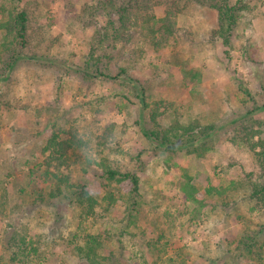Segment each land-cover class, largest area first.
<instances>
[{
    "label": "rangeland",
    "instance_id": "rangeland-1",
    "mask_svg": "<svg viewBox=\"0 0 264 264\" xmlns=\"http://www.w3.org/2000/svg\"><path fill=\"white\" fill-rule=\"evenodd\" d=\"M19 1L31 14L34 30L40 27L58 42L48 53L53 60L21 61L10 72L9 81L0 82L3 262L9 263L20 237L25 236L41 247L43 258L37 264H151L140 243L161 236L162 242L182 251L186 264H248L218 247L226 248L227 242L236 239L238 226L263 222L261 211L250 209L253 203L248 184H235L247 173H259L257 156L261 150L231 144L230 137L222 133L208 138L205 147L195 153L183 150L168 155L162 149L150 148L139 131L140 109L131 85L122 78L88 83L74 74L104 26V17L93 13L99 0ZM242 3L247 7L239 14L228 46H223L221 39L212 41L216 12L189 4L176 19L178 32L169 47L155 52L141 46L143 54L137 61L108 53L113 58L103 71L114 76L116 63L126 67L150 100L172 104L173 112L159 121L164 128L193 123L218 128L241 120L253 105L264 104V0ZM163 10L155 8V16L161 18ZM4 72L0 64V77ZM242 90H247L250 99L246 100ZM63 115L77 120L82 134L107 132L106 153L122 166H129V161L141 153L144 170L139 175V195L147 218L156 222L155 227L143 222L148 232L145 237L125 227L121 209L102 213L96 223L89 220L80 228L82 234L99 235L101 242L93 262L84 260L73 247L79 225L73 206L57 202L31 208L23 205L21 197L27 170L38 162L52 121L58 119L61 124ZM244 120L264 131V111ZM184 176L191 179L196 202L179 189ZM84 178L86 189L100 200L103 191L98 183L91 176ZM260 181L264 182V177ZM206 190L221 193L208 195Z\"/></svg>",
    "mask_w": 264,
    "mask_h": 264
},
{
    "label": "trees",
    "instance_id": "trees-1",
    "mask_svg": "<svg viewBox=\"0 0 264 264\" xmlns=\"http://www.w3.org/2000/svg\"><path fill=\"white\" fill-rule=\"evenodd\" d=\"M189 4L206 6L216 12L217 29L212 32V41L221 39L223 46L229 45L239 14L247 7L242 0H99L93 13L104 17V26L100 28L96 42L84 57L82 67L74 74L88 83L99 79L116 81L122 78L131 85L140 109L139 131L150 148L162 149L168 155H175L183 150L188 151V154L195 153L197 149L205 147L204 143L208 138L219 133L230 137L231 144L246 146L250 151L259 148L261 154L256 160L259 173H247L237 178L235 184H248V197L253 203L250 209L261 211L260 220L263 222L254 226H238L239 235L236 239L227 242L226 248L221 245L218 249L245 259L248 264H264V182L260 181L264 177V131L244 120L247 115L263 112L264 104L255 107L251 104L254 108L247 111L241 120L230 121L218 128L199 126L197 123L186 127L172 125L164 128L159 121L173 112L172 104L150 100L145 94V88L139 80L128 74L126 67L116 63L117 71L114 76L103 71L104 65L113 58L108 57V53H116L118 59L127 55V59L137 61L143 54L141 46L155 52L169 47L178 32L176 19ZM158 7L164 8L161 18L154 13ZM37 29L34 30L32 16L20 6L19 0H0V64L5 71L0 82H8L10 72L21 61L53 60L48 53L58 40H51L41 32L40 27ZM5 55L9 56L7 60L3 58ZM242 92L246 100L250 99L247 90ZM52 122L50 137L40 149L38 162L27 170L25 189L21 190L23 205L31 208L35 205L49 207L60 202L73 206L77 210L79 221L77 239L76 236L73 237V247L77 254L81 253L84 260L90 262L96 259L101 245L100 236L82 234L80 228L89 220L96 223L102 218V213L123 210L125 227L133 228L146 237L148 232L143 222L154 227L156 222L147 218L139 195V175L144 170L141 153L129 161V166H122L106 153L107 132L102 135L92 132L82 134L78 121L69 120L66 115L61 117V124L58 119ZM85 176H91L98 183L103 191L100 200L94 199L86 189ZM190 181L188 176H184L179 189L192 199L196 191L190 186ZM213 192L216 195L221 193L220 190H206L208 195ZM140 246L142 252L145 248L149 254L151 264H186L182 251L173 249L167 241L162 242L161 236L156 240L145 239ZM16 247V252L10 255L9 263L6 264H37L43 258L41 247L33 239L27 240L25 236H21ZM0 264H5L1 257Z\"/></svg>",
    "mask_w": 264,
    "mask_h": 264
}]
</instances>
